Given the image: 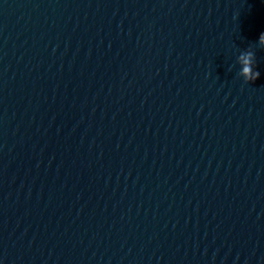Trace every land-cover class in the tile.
<instances>
[{"label":"water","instance_id":"1","mask_svg":"<svg viewBox=\"0 0 264 264\" xmlns=\"http://www.w3.org/2000/svg\"><path fill=\"white\" fill-rule=\"evenodd\" d=\"M261 34L264 0H0V264H264Z\"/></svg>","mask_w":264,"mask_h":264},{"label":"clouds","instance_id":"2","mask_svg":"<svg viewBox=\"0 0 264 264\" xmlns=\"http://www.w3.org/2000/svg\"><path fill=\"white\" fill-rule=\"evenodd\" d=\"M260 41H261V43H264V34H261V36H260ZM250 71H251V69H250L249 67H245V68H244V73H245V74L249 73ZM255 77H256V78L259 77V73H258V72L255 74Z\"/></svg>","mask_w":264,"mask_h":264}]
</instances>
